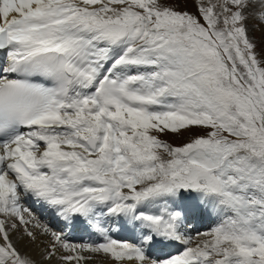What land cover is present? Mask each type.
<instances>
[{"label":"snow or ice","instance_id":"6c2138e0","mask_svg":"<svg viewBox=\"0 0 264 264\" xmlns=\"http://www.w3.org/2000/svg\"><path fill=\"white\" fill-rule=\"evenodd\" d=\"M197 11L0 0V264H35L11 239L18 226L33 242L32 227L49 237L44 258L63 253V264L84 253L264 264V49L249 36L264 0H198ZM193 129L204 134L182 146L159 139ZM205 213L218 223L193 234ZM80 227L103 242H70Z\"/></svg>","mask_w":264,"mask_h":264},{"label":"bare ground","instance_id":"6f19581e","mask_svg":"<svg viewBox=\"0 0 264 264\" xmlns=\"http://www.w3.org/2000/svg\"><path fill=\"white\" fill-rule=\"evenodd\" d=\"M96 7H98V5ZM119 7H121V5ZM2 59H3V54L0 53V62H2ZM21 204L24 207L30 208L31 211L34 213L35 217L39 219L41 223L47 224L49 227H52V225H49V222L50 223L56 222L60 225V227H62L61 223L55 217H53L51 213L44 212L43 209L40 206L36 205L32 200L27 199V198H22ZM46 215H47V218L44 219L43 216L46 217ZM0 218H3V217H0ZM217 223H218V218L215 215H209L205 213L196 221L195 228L192 229L193 234H195V232L197 231L196 228L199 226H202V224L210 225V228H212ZM199 229L202 230L203 228H199ZM21 231L23 235V229H21ZM32 231L36 234V240L33 242L32 245H30L31 240L26 239V237L22 235L20 236L18 235V230L16 232L10 233L11 239L16 244L21 254L31 257L35 261V264H56V261L58 260L59 255H62L63 253H58L57 257L53 258L52 260L45 259L44 257L46 253L44 254L42 252L45 251L44 248L46 247V245L48 246L50 238L45 235H42L38 228L32 227ZM110 235L115 239L122 235L125 236L126 238L130 237V239L128 240L129 242H132L131 240L133 241L135 240L133 233L127 230H119V231L113 230L110 232ZM69 240L70 242H73V243H81L83 241L86 243L103 242L102 238H100L95 232L87 228H83V227L73 229L69 235ZM122 240H124V238ZM40 241L42 242L40 243ZM84 255L91 256V259H88V260L89 262L92 261L93 263L90 262V264H114V262L103 253H100V254L84 253ZM88 260L83 261V264H88L86 263L88 262Z\"/></svg>","mask_w":264,"mask_h":264},{"label":"rangeland","instance_id":"374dc122","mask_svg":"<svg viewBox=\"0 0 264 264\" xmlns=\"http://www.w3.org/2000/svg\"><path fill=\"white\" fill-rule=\"evenodd\" d=\"M167 3L171 4L173 7H175L178 11L181 12H188L194 16L199 17V13L197 11L198 7V0H166ZM115 7H118L120 5H114ZM122 7V5H121ZM201 23L203 21L201 20ZM262 26V27H261ZM249 36L253 40V42L257 45V52H261L262 49H264V25L255 24V22H249ZM203 131L198 129H193L192 131H182L181 133H171V132H165L163 134H159V139H161L164 142H167L171 144L174 147L182 146L184 143L190 142L192 138H194L196 135H203ZM25 217H27V214H25ZM204 225V224H203ZM31 225H29L30 227ZM18 226V235H22V231ZM54 230H58L53 228ZM204 229V230H203ZM203 229L200 232L207 231L208 229H211L209 225H206L203 227ZM23 236V235H22ZM25 237V236H24ZM26 239H28L26 237ZM42 241H40L41 243ZM33 244V241H30V245ZM47 247V245H46ZM46 247L44 249H46ZM46 253V251L42 252ZM58 261V262H57ZM56 261V264L60 262V264H63L62 261L58 258ZM93 263L92 261H90ZM89 260L88 264H90Z\"/></svg>","mask_w":264,"mask_h":264}]
</instances>
